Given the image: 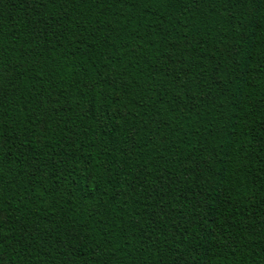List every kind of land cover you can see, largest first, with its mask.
<instances>
[{
    "label": "trees",
    "instance_id": "1",
    "mask_svg": "<svg viewBox=\"0 0 264 264\" xmlns=\"http://www.w3.org/2000/svg\"><path fill=\"white\" fill-rule=\"evenodd\" d=\"M0 264H264V0H0Z\"/></svg>",
    "mask_w": 264,
    "mask_h": 264
}]
</instances>
